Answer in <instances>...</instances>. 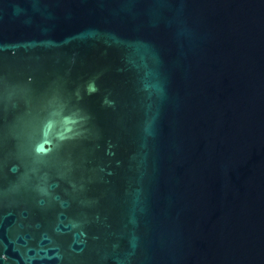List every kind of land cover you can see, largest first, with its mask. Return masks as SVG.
<instances>
[{"label": "water", "instance_id": "95a60500", "mask_svg": "<svg viewBox=\"0 0 264 264\" xmlns=\"http://www.w3.org/2000/svg\"><path fill=\"white\" fill-rule=\"evenodd\" d=\"M0 264H264V0H0Z\"/></svg>", "mask_w": 264, "mask_h": 264}]
</instances>
